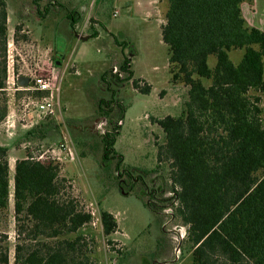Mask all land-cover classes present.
Wrapping results in <instances>:
<instances>
[{
    "label": "trees",
    "instance_id": "16d2710c",
    "mask_svg": "<svg viewBox=\"0 0 264 264\" xmlns=\"http://www.w3.org/2000/svg\"><path fill=\"white\" fill-rule=\"evenodd\" d=\"M32 1L38 6L40 0ZM244 1L167 0L161 25L169 82L187 91L179 116L155 120L164 132L158 162H169L172 195L157 201L152 190L147 205L161 212L170 208L187 227L192 264H264V31L247 23ZM47 10L37 12L43 17ZM65 17L74 37L79 15L71 9ZM7 18L6 1L0 0V123L7 114ZM235 50H241L237 62L230 57ZM130 66L124 56L100 77L109 94L96 101L106 124L100 135L104 161H122L113 147L126 108L117 92L118 84L131 79ZM140 82L132 79L148 93L150 85ZM64 189L56 161H15L13 264H89L78 231L92 214ZM8 195V148L0 145V208ZM99 217L105 236L116 230L114 215L101 210ZM7 250L0 245V264H9Z\"/></svg>",
    "mask_w": 264,
    "mask_h": 264
},
{
    "label": "rangeland",
    "instance_id": "374dc122",
    "mask_svg": "<svg viewBox=\"0 0 264 264\" xmlns=\"http://www.w3.org/2000/svg\"><path fill=\"white\" fill-rule=\"evenodd\" d=\"M5 1L7 114L0 123V145L8 148L9 195L7 206L0 208V245L8 247L9 264H13L17 239L13 205L15 161L27 156L36 159L56 147L66 133L71 137L74 157L57 163L60 176L65 178L64 192L76 196L92 214V220L78 231L83 235V251L89 264H192L187 227L170 214V208L161 212L147 205L152 190L157 201L172 195L169 162H158L164 132L155 120L179 116L187 91V86L169 82L167 46L161 38L167 0H40L38 6L32 0ZM255 2L261 15L264 0ZM45 8L48 10L41 17L38 12L43 14ZM71 9L79 15L75 31L80 33L86 22L81 32L89 37L73 38L72 44H64L61 37L57 39L61 55L56 65L53 60L57 54L47 50L49 37L41 41L42 32L51 35L53 31L55 36L65 33L71 38L65 17ZM50 18L54 19L53 24ZM124 56L131 58L133 75L123 85L118 84V102L126 108L113 147L122 161L117 156L104 161L100 135L106 124L97 115L96 101L99 97L107 99L109 94L100 77L118 67ZM240 56L241 50L230 53L234 62ZM49 60L59 80L60 112L41 117L30 114V119L22 120L29 93L20 89L17 76L26 75ZM47 73L40 71L42 75ZM132 79H141L140 86L148 83L150 91H138ZM110 82L115 87L114 80ZM261 103L264 108V94ZM9 120L14 123L11 134L7 131ZM34 126L37 130L25 135ZM101 210L110 212L117 221L116 230L108 236L102 232Z\"/></svg>",
    "mask_w": 264,
    "mask_h": 264
},
{
    "label": "built area",
    "instance_id": "2783aa9c",
    "mask_svg": "<svg viewBox=\"0 0 264 264\" xmlns=\"http://www.w3.org/2000/svg\"><path fill=\"white\" fill-rule=\"evenodd\" d=\"M115 14H117V10L114 11L113 15ZM86 24V22L83 23L82 29L86 27ZM51 62V60H49V62L46 61V65L38 66L37 69L32 68L26 75H24L28 77V84L27 86H20V89L29 93V101L25 102L23 105L22 120H24L25 117L30 119V117H28L30 114L41 117L57 115L60 112L57 95L59 92V80L50 69L52 65ZM44 70L45 72H48L47 75L40 74V71ZM35 71H38V73ZM36 92H40L42 94L36 95ZM102 124L104 125L105 121L102 122ZM13 126V120H9V123H7V131L9 134L12 133L11 128ZM101 132H104V129H102ZM73 157V143L69 134L66 133V137L60 140L56 147L45 150L35 158L39 160L51 159L59 163ZM165 211L168 210L165 209Z\"/></svg>",
    "mask_w": 264,
    "mask_h": 264
},
{
    "label": "crops",
    "instance_id": "0c3cea01",
    "mask_svg": "<svg viewBox=\"0 0 264 264\" xmlns=\"http://www.w3.org/2000/svg\"><path fill=\"white\" fill-rule=\"evenodd\" d=\"M255 1L256 0H252V2H246V1H244L241 4L242 14H243L244 18L246 19L247 23L250 26H254V27H256V28L264 31V4H263L262 13H261V15H259V13H258L259 11L256 8V2ZM245 4L247 5V7L244 8ZM53 9H54V12H55V8H53ZM53 16H54V18L56 17V15H53ZM43 19H42L43 22L46 21V19H44V20ZM50 21L53 24L54 19L53 18H50ZM81 31H80V33L86 34V33L81 32ZM74 33H73V35H74ZM47 35L49 37V40H46V42L49 43V45H50V46H47L48 47L47 50L52 49V50H54V52H56L57 55H55L54 60H53V64H56V65L59 64L58 58H60V55H61L59 53L58 46H56L57 39H59L61 37L63 39L64 44H68V43L69 44H72L73 43V41H72L73 38L79 39V38H77L75 36L74 37L71 36V38H69V34H65V33H62V34H59V35H56L55 36V34L53 33V31H52V34L49 35V34H46V31H45V33L42 32L41 41L43 39H45V37ZM51 64H52V62H51ZM50 69H51L52 72H54V69L55 68H54V66L51 65Z\"/></svg>",
    "mask_w": 264,
    "mask_h": 264
},
{
    "label": "water",
    "instance_id": "95a60500",
    "mask_svg": "<svg viewBox=\"0 0 264 264\" xmlns=\"http://www.w3.org/2000/svg\"><path fill=\"white\" fill-rule=\"evenodd\" d=\"M74 36L81 39V40H86L89 37V35H87V34H82V33H77V32L74 33ZM17 83L20 86H27L28 77L24 76V75L18 76L17 77Z\"/></svg>",
    "mask_w": 264,
    "mask_h": 264
}]
</instances>
